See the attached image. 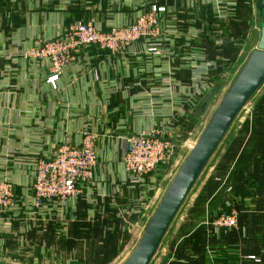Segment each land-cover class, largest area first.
I'll use <instances>...</instances> for the list:
<instances>
[{
    "label": "crops",
    "instance_id": "0c3cea01",
    "mask_svg": "<svg viewBox=\"0 0 264 264\" xmlns=\"http://www.w3.org/2000/svg\"><path fill=\"white\" fill-rule=\"evenodd\" d=\"M43 1L0 0L1 10L11 12L9 18L0 20V180H9L14 186L18 211L4 218L8 228L16 233L19 222L14 216L27 219L26 212L34 195L32 163L37 159H52L64 143L79 145L85 130L96 134L98 163L94 184L79 200L75 213L80 215L87 207L89 211L93 209L89 212L91 218L103 211L104 203L106 217L112 206L119 213L126 208L131 191L121 187L125 138L159 128L163 117L178 111L179 88L190 91L189 84L196 74L189 68L195 61L186 62L188 59L202 56L206 57L205 63L214 61L207 55L214 51L207 32L200 34L189 48L184 47L186 37L181 35L174 46L176 57L169 62L152 56L148 52L151 43L144 40L119 53L93 46L74 53V61L54 88L46 83L48 64L23 61L18 56L20 49L53 40L77 22L94 20L103 31L130 24L149 5L165 9L160 17L166 26L200 28L211 25L212 16L209 6L201 2L195 5L193 0H49L47 6ZM243 4L244 0H239L237 20L230 27L234 25L237 29L239 22L256 14L255 4L249 16ZM213 75L211 71L210 80ZM217 77L210 87L219 85L221 77ZM166 83L176 88L175 95L166 93ZM158 90L165 94L163 101L156 94L147 96L148 92ZM261 103L264 108V101ZM185 114L176 131V143L189 132L191 115ZM235 121L239 122L236 129L226 134L215 162L203 172L199 186L197 182L189 195L188 198L195 192L177 228L182 233L181 226L192 215L194 225L187 230L186 238L201 231L203 243H191L185 252L180 245L186 238L180 236L172 256L182 255V258L176 257L172 264H264V110ZM153 194L154 191L143 194V212L150 206ZM197 200L202 202L200 214L191 209ZM231 209L238 213L237 229L209 236V229L202 223ZM34 219L39 218L34 215ZM39 222L35 221V226ZM49 234L38 235L33 229L24 249H19L17 239L0 236V264H17L11 257L30 263L32 258L26 253L39 260L41 246H45L43 237ZM164 262L169 264L170 256Z\"/></svg>",
    "mask_w": 264,
    "mask_h": 264
},
{
    "label": "built area",
    "instance_id": "2783aa9c",
    "mask_svg": "<svg viewBox=\"0 0 264 264\" xmlns=\"http://www.w3.org/2000/svg\"><path fill=\"white\" fill-rule=\"evenodd\" d=\"M48 2L49 0L43 1L46 6ZM198 2L210 7L212 19L215 21L211 26L202 25L200 28L190 26L181 32L178 29L179 26L164 25L160 15L165 9L152 5L140 13L132 24L110 28L109 31H103L97 27L94 20L69 25L53 40L41 41L33 47L20 49L18 56L23 61L46 62L48 64L46 83L54 88L64 70L74 61V53L93 46L119 53L129 49L138 41L144 40L151 43L152 48H149L148 52L152 56L161 57L169 62L176 57L174 46L177 40L182 38H179L181 35L186 37L183 40L184 47L189 48L200 34L207 32L208 37L212 33L218 35L219 29H213L222 23L230 25L237 20L239 0H193L195 5ZM165 31L171 34H165ZM215 46L219 53L221 45L218 41H215ZM189 61H195L189 66L196 72L195 79H191L188 87L191 88L190 91L183 92L179 88L178 111L166 117L162 114L164 122L159 128L129 136L124 140L121 155L124 179L121 187L131 191V194L127 207L119 213L123 217H129L131 214L143 216L144 212L141 210L143 194L147 191H154V194L159 191L161 184L157 180L156 172L159 166L171 160L176 151L174 138L176 131L179 130V122L184 119L185 112L188 114L197 108L200 100L207 96L211 89L210 72L217 70L216 62L205 63L202 56L188 59L186 62ZM170 79L172 80L169 77L168 80ZM166 85V93L169 96L175 95L176 88L171 87V83ZM152 94L161 96L162 101L165 99L162 90L148 92L147 96ZM96 142V134L85 130L79 145L71 146L64 143L57 149L52 159L47 161L37 159L32 163L34 175L31 190L34 195L26 212L27 219L17 218L18 215L14 216L19 222V233L8 228L9 224L4 218L6 214H15L18 211L14 186L9 180H0V236L17 239L19 249H24L28 247L27 238L33 229L38 235H45L54 222L62 225L65 233L68 226L75 220L73 214L77 210L79 200L94 184V170L98 163ZM121 191L119 189V192ZM135 192L138 193L137 197ZM149 201L151 202V199ZM136 206L139 210L135 209ZM34 215L39 219H34ZM35 221H40L38 226H35ZM202 224L209 229L207 231L209 236L213 233H228L237 229L238 213L231 209L227 213H220L216 217L206 219ZM250 259L254 260V257Z\"/></svg>",
    "mask_w": 264,
    "mask_h": 264
},
{
    "label": "rangeland",
    "instance_id": "374dc122",
    "mask_svg": "<svg viewBox=\"0 0 264 264\" xmlns=\"http://www.w3.org/2000/svg\"><path fill=\"white\" fill-rule=\"evenodd\" d=\"M252 4H255V0H244V8L251 10L253 7ZM151 6L152 5H149L147 8H150ZM140 13L136 15L135 20ZM10 16L11 12L6 13L0 8L1 20L7 19ZM260 24L261 19L258 14H255L254 16L250 17L248 21L245 20L243 22H239V27L237 29L234 27V25L231 27L230 25L226 24H222L221 26L219 25V27L213 29H219L218 35L212 33L208 37L210 41H218L219 45H221L220 52L218 54L215 51V54H211V52L208 54L206 53L209 58L218 59L221 62L220 66H216L218 73H215V76L218 75V77H221V79H219L220 83L213 90L212 95L209 98V102L204 109L201 110L203 105L202 101L197 105V109L200 110L195 113L193 119L189 123L190 127L189 132L186 134V138L180 142L177 141L176 151L173 153L171 160L159 166L156 173L157 180L160 182L161 186L159 191L153 194L150 206H148L149 208H146V211L142 217H130L131 219L128 221L122 219L119 222L113 221L110 218V221H107V219H105L108 213L107 211L89 218L86 214V209L83 208L81 210L83 214L82 217H79L77 222L72 224V226H68L65 233L63 231L64 228L62 225L52 222L50 230L47 232L50 234L45 239L43 237L45 246H41L42 250L40 249L39 251V260H35L31 254L27 253L26 256L32 258L30 263L22 262L15 257H11V259L17 262V264H104L106 261V264H121L132 252L148 218L154 210V206L160 200L168 184L178 171L188 152L191 150L192 144L195 143L201 134L203 128L207 124L233 78L240 70L243 63L246 61L249 53L255 49L260 34ZM178 29L183 32V30L186 28L179 26ZM236 31L238 32L236 33ZM164 33L171 34V32L168 31H165ZM225 39L232 40L233 42L226 44L224 41ZM224 47H226V53L224 52ZM225 55H227V57ZM204 58L206 59V57ZM263 99L264 86L239 114L237 120L238 118L241 119L244 116L253 115L254 113L261 114V101ZM237 123L239 122L235 121L230 130H235ZM219 151L220 149L218 148L206 169H208L215 162ZM202 179H199L197 187L199 186ZM160 193H162V195H160ZM194 194L195 192H193L190 198H188L185 202L178 216L171 225L168 234L164 238L156 257L151 262V264H166L164 261L166 258H168V256H170L171 260L169 264H172L176 257H179V259L182 258V255L175 256L174 258L172 256V252L174 244L178 241L180 236L183 235V232L179 233L177 228L184 219L186 211L189 208V203L191 202L192 196ZM89 209H87L88 212L93 210L91 209V211H89ZM110 212L113 213L111 210ZM110 215L111 214H108L109 217ZM107 223H111L112 225L111 230L108 229L109 231H105V229L109 227H106L107 225L104 226ZM128 234H130V236ZM47 244H49V246ZM186 244L187 242L184 240L180 245L182 249L184 248L185 252L188 251V246ZM115 247L117 249L113 251Z\"/></svg>",
    "mask_w": 264,
    "mask_h": 264
},
{
    "label": "water",
    "instance_id": "95a60500",
    "mask_svg": "<svg viewBox=\"0 0 264 264\" xmlns=\"http://www.w3.org/2000/svg\"><path fill=\"white\" fill-rule=\"evenodd\" d=\"M254 13L261 19L260 36L255 49L233 78L154 207L132 252L121 264H151L171 225L234 121L264 86V0H255ZM210 96L204 100L201 110L207 106Z\"/></svg>",
    "mask_w": 264,
    "mask_h": 264
},
{
    "label": "trees",
    "instance_id": "16d2710c",
    "mask_svg": "<svg viewBox=\"0 0 264 264\" xmlns=\"http://www.w3.org/2000/svg\"><path fill=\"white\" fill-rule=\"evenodd\" d=\"M244 5V4H243ZM247 11H248V16H249V10L247 9V8H245ZM249 18V17H248ZM212 19V18H211ZM250 19V18H249ZM248 19V20H249ZM4 20V19H3ZM248 20H246V21H248ZM213 23H215V21L212 19V24ZM211 26V25H210ZM225 41V43L227 44V43H231L229 40H224ZM211 44H212V46H213V49H214V51L215 52H217V47L215 46V42L214 41H211ZM211 52V54H215V52ZM215 60V62H216V64H217V66H220V60H218V59H214ZM215 73H218V70H215L214 71V75H213V78L214 77H216V76H218V75H216L215 76ZM213 78H211V80H210V82H213ZM217 78H219V77H217ZM212 88L210 89V91L208 92V94H207V96L205 97V99L209 96V95H212V92H213V90H214V88H215V85L213 84V86H211ZM204 99V100H205ZM204 100L202 101V102H204ZM262 101H264V99L262 100ZM261 101V102H262ZM201 102V101H200ZM264 110V108H262L261 107V111H263ZM199 111V109H197V108H195V109H193V111L192 112H189L188 113V115L190 116V121L193 119V117H194V115H195V113L196 112H198ZM201 112V111H200ZM262 113V112H261ZM255 114V113H254ZM185 124V123H184ZM80 203V202H79ZM79 203H78V206H79ZM201 207H202V202H200V200L198 201H195V205H194V208H191L192 210H193V213H195V212H197L198 214H200V212H201ZM103 209V208H102ZM113 213H111L110 212V217H106L105 219H107V221H110V218L113 220V221H117V222H119V221H121L122 219H124V220H126V221H128V220H130L131 218L130 217H132V215H135V214H131L128 218H127V216H125V217H123V216H121V215H119V212H118V210H117V208H114V206H112V208H109ZM203 209V208H202ZM105 211H107V205H105V203H104V209H103V211L102 212H100V213H95V216L96 215H99V214H102L103 212H105ZM78 214V213H77ZM76 213H75V220L70 224V226H72V224H74L75 222H77V219L79 218V217H82V213L80 214V215H77ZM86 214H87V216L89 217V212H88V210H87V207H86ZM220 214V213H219ZM218 214V215H219ZM136 216V215H135ZM94 217V216H93ZM216 217V216H215ZM104 222H106V221H104ZM112 223V222H111ZM111 223H107V224H105L104 226H106V227H108V228H106L105 229V231L106 230H111ZM194 225V222H193V219H192V215L190 216H188V218H186V221H185V225L184 226H182V228H181V231L180 232H183L182 234V236H184V238H186L187 237V230H189L192 226ZM103 226V227H104ZM183 229V230H182ZM108 230V231H109ZM201 235H203V233L200 231L197 235H194V236H190V238H186L185 239V242H187V246L189 245V244H191V243H193V244H195V245H197V244H202L203 243V237L201 236ZM189 237V236H188ZM115 249H117L116 247L113 249V251L115 250ZM109 262V261H108ZM107 263V261L104 263V264H106Z\"/></svg>",
    "mask_w": 264,
    "mask_h": 264
},
{
    "label": "bare ground",
    "instance_id": "6f19581e",
    "mask_svg": "<svg viewBox=\"0 0 264 264\" xmlns=\"http://www.w3.org/2000/svg\"><path fill=\"white\" fill-rule=\"evenodd\" d=\"M202 179V178H201Z\"/></svg>",
    "mask_w": 264,
    "mask_h": 264
}]
</instances>
